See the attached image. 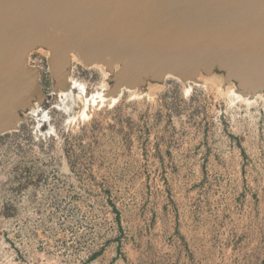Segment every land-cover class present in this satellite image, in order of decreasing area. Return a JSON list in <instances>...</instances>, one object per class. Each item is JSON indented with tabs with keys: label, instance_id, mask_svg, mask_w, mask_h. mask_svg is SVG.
<instances>
[{
	"label": "rangeland",
	"instance_id": "1",
	"mask_svg": "<svg viewBox=\"0 0 264 264\" xmlns=\"http://www.w3.org/2000/svg\"><path fill=\"white\" fill-rule=\"evenodd\" d=\"M51 54L27 52L46 100L0 136V264H264V90L217 69L110 90L122 62L72 52L70 78L106 98L68 122Z\"/></svg>",
	"mask_w": 264,
	"mask_h": 264
},
{
	"label": "water",
	"instance_id": "2",
	"mask_svg": "<svg viewBox=\"0 0 264 264\" xmlns=\"http://www.w3.org/2000/svg\"><path fill=\"white\" fill-rule=\"evenodd\" d=\"M47 42L55 66L70 52L86 64L107 61L108 71L123 62L116 88L142 75L143 86L216 69L253 85L257 72L264 79V0H0V136L29 118L20 114L33 96L46 100L26 54Z\"/></svg>",
	"mask_w": 264,
	"mask_h": 264
},
{
	"label": "bare ground",
	"instance_id": "3",
	"mask_svg": "<svg viewBox=\"0 0 264 264\" xmlns=\"http://www.w3.org/2000/svg\"><path fill=\"white\" fill-rule=\"evenodd\" d=\"M47 43L49 44V42H47ZM47 43H45L44 45H46V47H48L50 49V51L52 52L51 57L49 59V65L52 67V70L50 72L53 71V74H54L55 78L58 79L57 80V84H55V86H54V91L59 93V102H58L57 106L66 115H68V122L69 121H75L78 118L79 119H83L84 117L87 116L86 112H87L88 106L89 105H93L97 98L103 100L104 98H106V96H105L104 93H98V92L95 93V94H92L90 96H86L85 92H84V88L82 86H80V85H77L76 82H74L70 78V74H68L67 65H68V62H69V59H70V53H72V52L69 53L68 58H67V60L65 62L66 64L63 62L64 65H65L64 67H61L63 65V63L60 66L58 64H56V66H55V64L52 65V61L51 60H52L53 51H52V48L50 47V44L48 46ZM78 59H79V57H78ZM101 63H105L106 65H108L107 61H103ZM117 63H120V62H117ZM117 63H114V64H117ZM114 64H112V65H114ZM87 65H90V64H87ZM112 65H109V66H112ZM216 65H218V64H216ZM121 66L123 67V62H122ZM32 69H35V68H32ZM259 75H260V72H257L255 74V76L253 77V79H252L253 85H247V82L244 81V80H246L244 78V75L243 76H241V75L238 76V78L240 79V83L238 85V90L236 91L237 94L240 93V94L243 95L245 93H249V94H251V96H254L256 94V92H255L256 91L255 90L256 89V87H255L256 85L255 84H257V82H261V84L263 85V83H264V79H260ZM143 76L144 75L140 76L138 78V80L135 83H133L132 85L136 86V84L139 82V80ZM234 76H232V75L228 76L227 75V78L229 79V78H232ZM53 79H54V77H53ZM194 79L192 81H194ZM183 80L184 81H188V80H185V79H183ZM192 81H189V82H192ZM122 86L128 87L127 85H124V84L120 85L119 87H122ZM111 88L112 89H110V90L116 89V84H114ZM110 90L105 91V92L108 94L110 92ZM113 92L114 91H111L110 93H113ZM110 95L113 97V100H114V94H110ZM33 97H39V96H33ZM30 101L26 102V104H25V106H23V108H27V106L32 103V101L31 102ZM76 109L78 111H76ZM46 118H47L46 113L42 109H39L38 110V114H37V120H38L37 124L38 125L40 123L44 124L46 122V120H47ZM11 130H15V129H10L9 131H11ZM9 131H7V132H9Z\"/></svg>",
	"mask_w": 264,
	"mask_h": 264
}]
</instances>
